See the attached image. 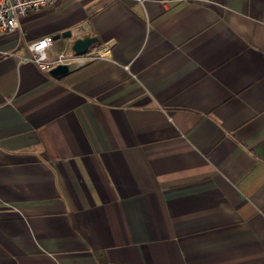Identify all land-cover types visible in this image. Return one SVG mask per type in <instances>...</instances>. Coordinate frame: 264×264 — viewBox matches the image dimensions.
Wrapping results in <instances>:
<instances>
[{"label":"crops","instance_id":"crops-1","mask_svg":"<svg viewBox=\"0 0 264 264\" xmlns=\"http://www.w3.org/2000/svg\"><path fill=\"white\" fill-rule=\"evenodd\" d=\"M52 55L96 36L64 76ZM0 264H264V0H60L0 31Z\"/></svg>","mask_w":264,"mask_h":264},{"label":"built area","instance_id":"built-area-1","mask_svg":"<svg viewBox=\"0 0 264 264\" xmlns=\"http://www.w3.org/2000/svg\"><path fill=\"white\" fill-rule=\"evenodd\" d=\"M60 0H0V31L14 33L20 28V19L31 10L53 8ZM142 1V0H141ZM55 38L47 35L28 44L30 55L27 59L34 62L42 71L50 72L59 64H68L72 69L78 68L104 55V49H90L84 54L63 49L52 55Z\"/></svg>","mask_w":264,"mask_h":264},{"label":"water","instance_id":"water-1","mask_svg":"<svg viewBox=\"0 0 264 264\" xmlns=\"http://www.w3.org/2000/svg\"><path fill=\"white\" fill-rule=\"evenodd\" d=\"M60 37H72L71 30H67L61 34H57L54 38L58 39ZM99 38L96 36H85L77 37L73 40L71 44V49L76 54H84L88 52L97 42ZM73 69L68 64H59L50 70V73L54 76H64L70 73Z\"/></svg>","mask_w":264,"mask_h":264}]
</instances>
